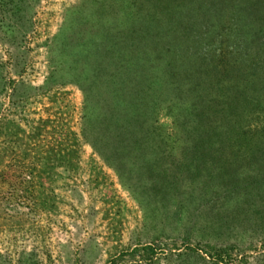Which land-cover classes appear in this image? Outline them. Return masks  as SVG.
<instances>
[{
	"label": "rangeland",
	"instance_id": "rangeland-1",
	"mask_svg": "<svg viewBox=\"0 0 264 264\" xmlns=\"http://www.w3.org/2000/svg\"><path fill=\"white\" fill-rule=\"evenodd\" d=\"M2 1L0 264H264V0ZM103 11L148 27L130 115L156 104L160 138L118 170L58 58Z\"/></svg>",
	"mask_w": 264,
	"mask_h": 264
},
{
	"label": "trees",
	"instance_id": "trees-1",
	"mask_svg": "<svg viewBox=\"0 0 264 264\" xmlns=\"http://www.w3.org/2000/svg\"><path fill=\"white\" fill-rule=\"evenodd\" d=\"M0 7L5 12L8 3L2 1ZM106 15V11L94 17L78 13L57 46L60 67L68 69L65 81L81 89L85 108L91 106L92 100L101 104L97 132L84 127L82 134L94 151L118 170L117 154L142 155L158 149L160 138L156 104L151 108L145 105L141 114L134 111L130 115L134 93L146 99L155 92L154 83L146 85L144 69L148 27L140 23L128 28L130 34L122 33L108 25ZM110 15L115 20L117 11L110 10Z\"/></svg>",
	"mask_w": 264,
	"mask_h": 264
}]
</instances>
